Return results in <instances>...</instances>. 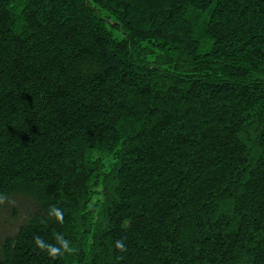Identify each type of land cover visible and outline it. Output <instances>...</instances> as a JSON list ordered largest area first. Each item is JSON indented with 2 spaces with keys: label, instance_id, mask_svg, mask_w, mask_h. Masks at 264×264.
I'll use <instances>...</instances> for the list:
<instances>
[{
  "label": "trees",
  "instance_id": "trees-1",
  "mask_svg": "<svg viewBox=\"0 0 264 264\" xmlns=\"http://www.w3.org/2000/svg\"><path fill=\"white\" fill-rule=\"evenodd\" d=\"M0 198V264H264V0H0Z\"/></svg>",
  "mask_w": 264,
  "mask_h": 264
},
{
  "label": "clouds",
  "instance_id": "clouds-1",
  "mask_svg": "<svg viewBox=\"0 0 264 264\" xmlns=\"http://www.w3.org/2000/svg\"><path fill=\"white\" fill-rule=\"evenodd\" d=\"M49 215L55 216L58 222L63 223V213L60 209L53 207ZM55 239L57 243L60 245V247H56L51 244L45 243V241H43V239L39 236L34 237V242L39 249L46 251L49 254V256L53 258L60 255L62 249L63 251H67V252L72 251V248L69 247V242L66 239H64L61 234H56ZM116 248L121 251L125 250V246L123 242L119 240L116 241Z\"/></svg>",
  "mask_w": 264,
  "mask_h": 264
},
{
  "label": "rangeland",
  "instance_id": "rangeland-1",
  "mask_svg": "<svg viewBox=\"0 0 264 264\" xmlns=\"http://www.w3.org/2000/svg\"><path fill=\"white\" fill-rule=\"evenodd\" d=\"M116 33H117V31H116ZM118 34V33H117Z\"/></svg>",
  "mask_w": 264,
  "mask_h": 264
}]
</instances>
